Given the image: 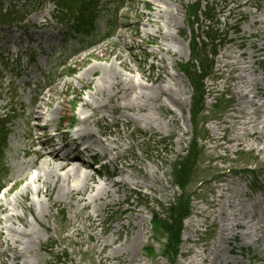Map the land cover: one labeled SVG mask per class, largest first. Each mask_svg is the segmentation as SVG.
I'll return each instance as SVG.
<instances>
[{"label":"rangeland","instance_id":"rangeland-1","mask_svg":"<svg viewBox=\"0 0 264 264\" xmlns=\"http://www.w3.org/2000/svg\"><path fill=\"white\" fill-rule=\"evenodd\" d=\"M1 2L4 9L7 2ZM240 2L243 1L171 0L169 4L161 5L152 0H123L119 6H115L112 0H100L96 23L99 33L104 31L106 21L111 16L116 19L117 30L112 38L97 37L80 47L60 38L64 31L57 22L54 5L43 2L41 7H37L32 6L31 0H10L16 19L11 24H18L20 18L25 17L23 25L26 36L19 39L22 38L19 62L14 55L6 66L0 60V97L8 93L13 103L12 111L6 109L0 112V120L6 117L8 122L5 127L8 132L6 150L3 165L0 166V186L6 184L0 193V201L6 209V213L0 214V264H127L123 256L112 253L114 249L109 247L102 250L108 260H102L99 255L101 248L94 241L97 235L100 239L111 240L117 236L123 239L130 229L137 234L141 230L142 240L134 253L128 252L131 264H168L161 257L164 240L152 228V213L161 214V207L167 206L182 192L171 181V165L187 149L193 121L189 115L191 87L180 66L190 59L193 44L199 49L205 46L207 51L214 47L211 37L204 33L210 30L224 38L225 43L219 44V40L214 43V71L204 83L205 103L202 115L197 120L203 154L188 187L191 214L183 223L175 264H264V156L257 146L260 143L254 138L243 136L242 140L236 139L241 136V118L244 115L248 114L257 121L261 116L264 118L262 110H256L253 115L254 109L240 101L236 94L241 85L238 84V76H245V73L232 71L233 65L236 61L239 67L243 63H252L247 33L253 28L250 26V15L246 16L245 13L256 12L254 2L238 7ZM255 2L260 12H264V0ZM193 4H200V12L192 19L188 12ZM208 9H212L213 20L206 14ZM160 10L162 13L157 16ZM33 24H36V28L31 30ZM40 27L41 31H38ZM32 31H35L33 37L39 46L28 40ZM253 43L257 46L256 41ZM162 46L168 47L170 52L160 51ZM73 47L74 51L81 49L74 52ZM9 49L14 50L11 46ZM92 53L102 56L96 59ZM257 56L255 60L258 62L252 67L254 73L250 70L246 79L256 78L260 93L258 97L261 98L256 96L252 87L242 93L247 95L248 100H260L261 103L264 102V52ZM120 61L129 70L121 69L118 66ZM161 61L172 80L160 71ZM109 66L119 71L123 79L132 80L143 87L155 86L157 78L162 77V85L176 91L180 98V102L173 103L165 99L164 93L156 98L150 97L152 100L146 111L140 114L150 115L147 122L140 121V117L130 120L127 110L119 108L101 123L106 132L125 140L127 165L141 168L144 175L132 170H127L131 176L126 178L114 174L106 159L97 161V166L89 169L95 175L94 186H103L105 179L109 183L121 178L137 182L139 186L119 190L116 196L121 202L100 212L94 222L85 219V212L75 216V202L68 203L65 198L48 202V206L40 208L39 202L46 201V198L35 194L40 187V183L33 181L36 169L29 170L26 179L3 197V193L12 185V178L22 179L19 177L22 172L18 170L19 157L14 155L15 148L19 146L18 139H23L22 133L26 131L25 111L20 109V105H26L35 95L34 92L30 93L34 88L29 81L31 75L37 77L42 92L54 93L51 109L55 110L58 103L65 99L67 118L76 121L74 129L70 131L73 132L79 128L78 119L91 114L90 110L81 108V102L93 93L99 73L83 82L77 77L92 67ZM137 71L150 76V82H146L143 75L140 77ZM25 83H28L27 87L23 86ZM124 98L128 99L129 95ZM134 98H130L129 104ZM119 111L126 114L125 118L121 117ZM63 124L61 121L60 125ZM50 127L48 135L52 133L53 124ZM83 159L86 164L91 162L88 156ZM98 163L104 166L101 173L96 175ZM116 167H121L120 162ZM106 173L112 176L107 179ZM26 185L30 191L28 201L24 199L23 203L34 205L35 221L29 212L15 206L18 194ZM137 212L144 219L142 224L134 219ZM127 215L131 219H127ZM16 216H24L25 226L16 220ZM74 221L77 226L80 222L84 224L83 232L77 235L72 234L71 224ZM128 222L129 227H126ZM26 226L39 231V243H34L18 256L5 242L11 237L7 231L10 228L28 230ZM117 227L124 229L115 233Z\"/></svg>","mask_w":264,"mask_h":264},{"label":"bare ground","instance_id":"bare-ground-1","mask_svg":"<svg viewBox=\"0 0 264 264\" xmlns=\"http://www.w3.org/2000/svg\"><path fill=\"white\" fill-rule=\"evenodd\" d=\"M152 1L157 4L166 5L169 4L171 0ZM242 1L243 2H240L237 5L238 7L250 5V2H254L256 12L245 13L246 16L250 15L252 21L250 26L253 28V31H248L247 33L248 44L251 49L249 54L250 59H252V63H243L242 67H239L240 64L236 61L233 65L232 71L234 70V72L237 71L240 73L242 72L243 74L245 73V76H238V84L241 85H239V89L236 91V94L238 95L240 101L247 103L248 107H252L254 109L252 113L253 115L256 110H262V114H264V102L259 103L260 100L250 101L247 99V95L242 93L249 90V87H252V89L256 91L257 97L260 94L258 92L259 89L256 78L247 80V77H249L247 76V73L250 70L254 73L252 67L256 64V62H258L255 58L258 57L257 55L261 52H264V12H260V8L255 2L256 0ZM159 13H162V10H160L156 15L158 16ZM145 34L146 36L149 35V33ZM33 35L34 34L32 33V37ZM38 35L36 37H38ZM14 40V30H11L9 27L0 29V51H4L7 56L18 53L19 46H15ZM254 41L257 42V46L253 43ZM9 45L14 46L15 49L11 51L8 48ZM169 50L170 49L166 46H162L160 48V51L165 53L170 52ZM92 56L99 59L102 55L100 53H92ZM118 66L121 69L129 70L126 64L122 61L119 62ZM160 71L163 72L164 76L171 79V76L166 71V67L163 62L160 66ZM98 73L99 76L96 78L94 83V89L92 90L93 93L91 96H88L87 100H83L81 102V108L90 110L91 114L79 118V128L71 135L68 131H66L69 127V118H67L65 109V99L58 103L55 110L51 109L50 106L53 101L54 93L52 91H48L47 94L42 92L41 87L37 84V77L31 75V80H29L32 81L34 88L33 91H30V93L34 92L35 95L26 105H20V109L25 111L24 121L26 123V131L22 133L23 139H20L19 137V146L15 148L14 155L19 157L20 162L18 164V170H21L22 172L19 175L22 179L18 180L17 177L12 178L13 182L11 188H15L22 181H24L29 170L36 169L34 171H36L37 174L33 177V181L40 183V187L36 189L35 194H41L44 198H46V201L39 202V207H46L48 206V202H57L60 198H65L68 200V203H71V201L75 202L76 212L74 211V215L78 216L81 212H85V219L89 220V222L96 221L99 213L103 212L107 207L118 205V203L121 202V200H119L116 196L119 190L126 187L130 188V186H139L137 182H129L124 179L131 176L127 170L135 172L138 171L144 175L141 168L135 167L134 165H127V161L124 157V153L127 148L125 140H121L117 135L110 134L102 128L101 123L106 120V116L115 114L116 109L119 110V108H121L127 110V114L130 115V120H137L134 117H140V121L147 122L150 119V115L148 113L143 115L140 114L146 111L147 106L150 104V100H152L150 97L155 96L156 98L157 95L164 93L165 99L169 102H180V98L178 97L176 91H172L162 85L164 82L162 77L157 78L155 86L151 88L143 87L141 84H136L132 80L128 81L123 79L121 73L113 66L100 68L92 67L83 74H80L77 77V80L83 82L87 78L96 76ZM137 73H139L140 77L143 75V79L146 82H150V76L144 75L142 71H137ZM9 84L10 83L8 82L7 85ZM86 84L88 85L89 83ZM1 88L2 87L0 86V90ZM133 93L135 98L132 103L129 104L130 98L134 97L132 95ZM127 94L129 95V98L125 99L124 96ZM122 102H124V104H122ZM126 102L128 105L125 104ZM138 102L140 105H138ZM120 103L122 104V107L120 106ZM12 104L11 95L8 93L2 94L0 97V112L6 109L12 111ZM119 112L121 117L125 118L126 114L121 111ZM81 115L83 114L81 113ZM241 119L243 120V123L241 124V136L236 139L242 140L243 136L254 138L255 141L260 143V145L257 146L259 147V152L264 156L263 116L260 117L259 121L248 114L244 115ZM61 121L64 122L63 125H60ZM52 124V133L48 135L47 133L52 128L50 127ZM91 127H93L94 131ZM72 135L74 136L73 138L70 137ZM79 146L81 148L78 150ZM83 154H86V157L88 156L97 161L107 159L108 163L113 168V173H117L124 178H121V180H111L109 183H107V180L105 179L103 180V186L102 184L94 186L96 183L94 178L95 175L89 171V169H92V166L90 164H86V161L83 159ZM38 159H41V161L39 162ZM119 162L121 167H116ZM95 173L96 175H99L101 171L100 173ZM105 176L109 179L112 175L110 173H106ZM114 187L115 190H113ZM144 187L149 188V186L145 185ZM10 190H7L3 194V197H6L10 193ZM29 191L30 188L27 185L21 189V192L15 200V206L23 211L29 212L34 217V205L29 202H27L28 204L23 203L24 199L28 201ZM125 199L126 198L123 199V202ZM86 210H90V212L88 213ZM128 211L124 210L123 212ZM2 213H6V209L0 201V214ZM220 214L223 216L222 212H220ZM126 218L131 219L130 215H127ZM24 219V216H16V220H18L23 226H25ZM33 219L35 221V217ZM134 219L140 220L139 222L141 224L144 220L139 212H137L134 216ZM129 224L130 223L128 222L126 227H129ZM71 225L73 230L72 234L77 235L80 231L83 232L82 227L84 224L82 225L81 222L78 226L75 221ZM239 226L245 227L244 225H236V227ZM121 229L124 228L117 227L115 233L119 232ZM7 232L11 235V237H9L10 239L5 242L7 243V246H10L11 250L18 256L22 254V251L32 247L34 243H39V231L33 227H28V230L10 228ZM139 233L140 234L133 233V230L130 229L129 233L123 239H120V237L117 236L111 240L100 239V236L97 235L95 236L94 243L101 248L99 255H101L102 260H108L107 256L102 254V250L109 247L114 249L112 253H118L119 256H123L127 264H131L128 252L134 253L136 250L135 247H139L142 244L141 230ZM1 235L2 233L0 232V236ZM17 249L19 251H17ZM124 255L127 256L124 257Z\"/></svg>","mask_w":264,"mask_h":264},{"label":"trees","instance_id":"trees-1","mask_svg":"<svg viewBox=\"0 0 264 264\" xmlns=\"http://www.w3.org/2000/svg\"><path fill=\"white\" fill-rule=\"evenodd\" d=\"M57 5L65 10L64 17L67 23H71L70 29L75 35L80 34L85 39L92 38L96 31V21L98 15V7L100 0H56ZM198 4L191 8L192 16H196ZM208 17H212V10H208ZM115 26V25H114ZM108 22V28L105 36L109 37L115 27ZM219 37L212 35L213 41ZM215 54L214 48L211 51ZM182 70L192 87L191 101V119L194 127L188 149L185 154L178 156L171 165V178L182 192L173 202L167 206L161 207V214L152 213V228L156 234H160L164 245L162 246L161 256L168 264H175L178 256V249L181 244L180 237L182 232V224L186 217L190 215V193H187L193 174L198 166V160L202 155V149L199 145L200 136L197 134V119L203 112L204 103V85L203 82L210 76L212 72V60L208 59L205 46L198 49L196 46L192 49V58L190 63L184 65ZM6 131L3 125H0V166L3 160V152L6 147ZM150 254L152 251L150 250Z\"/></svg>","mask_w":264,"mask_h":264}]
</instances>
